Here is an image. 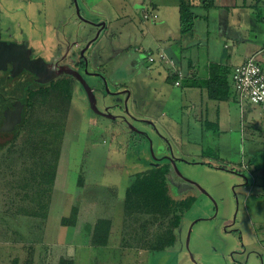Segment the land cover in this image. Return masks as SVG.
I'll return each mask as SVG.
<instances>
[{
	"label": "rangeland",
	"instance_id": "rangeland-1",
	"mask_svg": "<svg viewBox=\"0 0 264 264\" xmlns=\"http://www.w3.org/2000/svg\"><path fill=\"white\" fill-rule=\"evenodd\" d=\"M165 1L172 6V0ZM153 7L150 0H0V34L23 37L31 27L38 37L57 27L69 41L93 39L85 50L87 69L100 71L110 91L127 86L133 92L129 99L126 93L112 98L105 88L99 92L95 76L87 75L97 85L93 108L83 104L81 92L57 81L56 99L33 100L14 132L0 128V249L11 253L13 264L20 258L21 264L28 258L27 264H56L60 257L73 264H264V240L254 236L256 225L244 206L246 194L254 197L264 183L259 167L264 165V111L248 102L241 116L235 104L232 137L223 131L226 127L201 137L199 124L190 121L199 118L200 104L183 107L189 103L173 74L168 78L164 67L148 71L144 60L142 71L132 76L130 58L140 54L141 62L148 44L152 52L159 50L153 37L176 25L157 27L161 17ZM155 11L158 18L143 17ZM101 22L105 27L94 39ZM54 47L56 54L68 48ZM69 48L77 60L83 47ZM260 65L264 68V60ZM117 114L126 117L124 125ZM242 131L252 135L243 153L247 162L253 158L252 172L244 170L246 163L240 166ZM163 152L172 157L173 170L165 179L171 195L193 200L183 210L177 242L160 249L170 219L142 210L137 197L141 206H128L125 197L137 175L165 164L167 157L156 158ZM55 160L54 182L40 180L39 165ZM36 195L44 207L35 203ZM100 218L109 220L105 245L91 241Z\"/></svg>",
	"mask_w": 264,
	"mask_h": 264
},
{
	"label": "crops",
	"instance_id": "crops-1",
	"mask_svg": "<svg viewBox=\"0 0 264 264\" xmlns=\"http://www.w3.org/2000/svg\"><path fill=\"white\" fill-rule=\"evenodd\" d=\"M150 2L154 6L153 8L157 12L159 11L158 14L161 17L157 27L164 25L168 29V26L172 22L173 24L174 22L176 23L173 29L171 28V31L167 30V33L164 35L154 36L153 40L159 42V50H163L168 55L175 57L174 59H176L177 64L184 73L179 85L183 87L182 93L189 105L186 104L183 107H190L192 103L196 104L197 102L200 104L199 118H192L190 121L193 124H199L201 137H207L209 130L218 133L221 129L223 130V127H226V130L223 131L232 137L230 128H233V124L235 123L232 122L234 121L232 108L235 104H238L240 114L243 116L244 112H246L245 104L248 102L242 104L237 102L232 88L231 93L225 99L210 98L208 94L209 89H211L210 80L214 78L226 79L230 86L233 68L243 62L248 56L255 54L258 62L259 60L260 62L264 60V27L261 25H264V0H212V4L209 7L205 5L204 0H191V12L194 14V17L192 18V29L186 33H181L180 31V13L177 0H172V6L165 0L163 3L157 4L154 0H150ZM156 11L155 13H157ZM31 29V27H27L25 35L21 37L20 33L16 41L27 46L30 45V42H34V40L40 42L42 39L41 46H34V48L38 52L39 50L42 51L44 55H49V50L52 51L54 46L65 42L67 39L66 34H63L57 27L48 30L47 35L41 32V36L38 37L33 36L34 32ZM51 39H53V45H50ZM71 41L73 43L76 42L73 46L76 49L79 45L77 37L75 41L72 39ZM81 42L83 43V41ZM145 47L146 50H153L150 44ZM259 55L260 57H258ZM139 58L137 56L130 58L132 62V76L138 75L142 71L143 63L139 61ZM146 67L148 71L150 69L152 72H160L163 69L162 67H164L167 70L168 78L174 74L169 65L161 64V62H147ZM176 79L177 77H174V81ZM123 87L129 90L131 98L133 93L131 89L127 86ZM140 96H142V93ZM144 101L142 99V105ZM144 121L150 122L151 120L147 118ZM151 122H155V120ZM244 125L241 119L240 129H244ZM251 138L252 135L246 134L244 131L240 132L242 143L240 166L242 167V164L246 163L247 169H242L252 172L255 170L252 167L253 158L249 157V161L247 162L246 157H243V153H245L244 142ZM162 155L164 158L168 154L163 152ZM165 160L166 162L164 163L168 165V171L165 174L166 179L167 173L169 174L173 169L172 161ZM259 167L262 168L264 177V165L262 164ZM248 182L249 179L245 176V183L248 184ZM166 187L167 193L172 199L175 201L184 199L172 196L167 182ZM256 187H259V184ZM258 190L259 192H253L254 197L251 194L249 196L246 194L244 206L250 223L256 225L253 231L254 236L257 237L259 235L264 240V183ZM163 218L170 219L168 215ZM2 251L3 249H0V264H13L11 253H8L6 249H4V252Z\"/></svg>",
	"mask_w": 264,
	"mask_h": 264
},
{
	"label": "trees",
	"instance_id": "trees-1",
	"mask_svg": "<svg viewBox=\"0 0 264 264\" xmlns=\"http://www.w3.org/2000/svg\"><path fill=\"white\" fill-rule=\"evenodd\" d=\"M190 1L191 0H177L178 6H179V13H180L181 33H186L187 31L192 29V18L194 17V14L191 12V2ZM204 2L207 7L211 6L212 4V0H204ZM98 25L101 26V24H98ZM104 27L105 25L102 28ZM161 51L164 52L163 50H158L156 52L145 50V54H144L145 56L144 57L142 56V58H144L147 62H149L147 58L149 54L157 53ZM135 55L141 58L140 54L137 55L135 53ZM250 56L255 57V54H252ZM154 62H160V61H154ZM154 62H149V63H154ZM173 75L174 77H177L176 74H173ZM58 81L59 83L64 82L66 89L68 88L70 90H73V87H72L73 78L69 76L68 74L64 77H61V79H59ZM210 82H211V89H209V92H208L210 98L225 99L231 93L232 82L230 83V86H229V82L226 79L214 78L213 80H210ZM59 83L55 81V83H53L51 87L55 90ZM48 92L50 91H45L43 93L44 97H46L49 94ZM53 96L56 97V93ZM47 99L48 98H45V100ZM56 164H57V160H55L52 164H47V163L40 164L39 165L40 174L38 175V177H40V180H42L43 178L44 180H47L49 184L50 183L52 184L55 180ZM48 169H50V171H47ZM167 171H168V165L162 164V166L152 168L151 170L146 171L145 173H141L137 175L134 182H132L127 187L126 197H125V200L127 201L128 206L132 205L133 202L135 203L136 200H134V198L137 197L142 203V206L137 205L135 203L137 207L141 206L142 210L148 209L152 212H155L156 216H159V217H164L166 215L170 217L171 219L170 228L167 230L166 235L163 237V240L157 246L160 249L174 245L177 242L178 240V230L177 229L180 226V219L182 217L183 210L186 209L193 200L191 197H189L186 199H182L180 201H175L168 195L166 182H165V174ZM48 193L46 190L44 191V195L46 196V198H47ZM33 200H35V203H38L39 208H42L45 206V204L40 203L41 201L40 196L36 195V199L34 197ZM33 213L34 212H31L30 214L33 215ZM107 221L109 220L100 218L95 222L93 226V232H92V238H91L92 243L96 245H105L107 243L108 232H109V226L107 225ZM63 224H66V223H63ZM104 224H106L105 228H103ZM28 260H30V258H28ZM56 264H73V263L71 260L67 259L66 257H60L57 260Z\"/></svg>",
	"mask_w": 264,
	"mask_h": 264
},
{
	"label": "flooded vegetation",
	"instance_id": "flooded-vegetation-1",
	"mask_svg": "<svg viewBox=\"0 0 264 264\" xmlns=\"http://www.w3.org/2000/svg\"><path fill=\"white\" fill-rule=\"evenodd\" d=\"M96 25L98 26V29H99L100 26L98 24H96ZM99 32H100V30H99ZM17 39H18L17 37L8 35L6 32H4L3 34H0V41L17 42L16 41ZM88 40L89 39H87L85 42L87 43ZM85 42L84 43L78 42L79 45L76 47V49L79 51L80 49H82V47L84 48L86 45ZM75 43H73V41H69L68 39H66L65 42L61 43L62 45L68 46V48H66V50H64V51H66V53L56 54V52L54 51V48H56V47H54L52 49V51L49 50V55L47 54L48 56L44 55V54H40L37 51V49L33 48L31 45L26 46V45L22 44L21 46H17L18 50H19V48H21L22 50L21 51L19 50L21 52V55L19 54V52L17 50V54L15 53V57H13L15 62L17 60L19 62V63H17V65H15L14 72L11 71L12 64L10 62H8L6 64V67L3 71V73H0V128L11 129L12 132H14L16 130V128L19 125H21V122H22V120H24V117H26L25 114H27V110L31 107L30 103L33 100L37 99V100L45 103V98L51 99V101L56 99V97L53 96L56 93V91L51 87V85L53 83H55V81H58L59 79H61V77H63V75H67L66 73H61L60 75L58 74L56 77H54L52 79L41 81L38 76H36L35 74L30 72L29 70L24 69L22 67V63H23V59H24L22 54L24 52L28 55L29 58H32L33 61L35 60L36 56L42 57L43 61H45L46 63H49L51 69H52V67H55L54 66L55 63H59L60 65H69L71 67H74L75 69L79 70L85 78L88 77L87 75L95 76L96 81L99 83V84H97L99 87V92L102 93L104 91V87H103L104 82H103L102 73L96 69H87L88 63H87V58L85 56V50L87 48L82 49L84 51L81 54V56L78 57L77 60L72 59L73 58L72 57L73 51L69 47L71 46V44H73V46H74ZM0 57H2V56L0 55ZM144 60L145 59L143 58V60L141 62L143 63ZM36 65L38 67H43V65H41L40 62H37ZM39 69L41 70V68H39ZM91 71L94 73L89 74V72H91ZM43 75L45 76V74H43ZM69 76H71V75H69ZM87 82L93 86L92 78L87 80ZM97 85H95V86H97ZM95 86H94V88H95ZM72 87H73V89H76L78 93L81 92L80 97L82 98L81 100H82L83 104L84 103H86V105H87V103L89 104L87 92L85 90H83V88H81V86L79 85L77 80L74 78H73ZM122 89L124 90L126 88L122 87ZM114 90H116V89H113V91ZM45 91H50V92H48L49 94L46 97H44V94H43ZM72 92H73V90H72ZM31 93H32V95H31ZM111 96H112V98H114L113 95H111ZM115 96H117V95H115ZM102 98L104 100L102 106H103L104 112L107 113L108 108H109L108 107L109 103H107L105 95L102 94L101 99ZM129 98H130V96H128V99ZM96 101H97V96H96ZM95 105H96V102H95ZM115 119L118 122H120L121 125H124L123 120L126 119V117L123 114H117ZM142 132H143V135L147 134L148 138H150V135L148 133H145V131H142ZM0 137L3 138L2 133H0ZM13 138H14V135L11 138L10 137L7 138L8 140H4V139L3 140L5 141V143H7L8 141L11 142L13 140ZM1 145H4L3 142ZM156 158L159 160L163 157L159 156ZM155 163H153V164H155ZM145 172L146 171H143L141 173H145ZM178 235L180 236L179 231H178Z\"/></svg>",
	"mask_w": 264,
	"mask_h": 264
},
{
	"label": "built area",
	"instance_id": "built-area-1",
	"mask_svg": "<svg viewBox=\"0 0 264 264\" xmlns=\"http://www.w3.org/2000/svg\"><path fill=\"white\" fill-rule=\"evenodd\" d=\"M145 18H157V13L151 15L147 12L143 15ZM149 62L160 61L172 68L177 79L175 85L180 84V79L184 73L177 64L176 59L169 56L166 52L151 53L148 55ZM232 91L237 102L240 104L249 102L258 105L264 111V73L260 63L254 56H250L243 62L233 68L232 73Z\"/></svg>",
	"mask_w": 264,
	"mask_h": 264
},
{
	"label": "water",
	"instance_id": "water-1",
	"mask_svg": "<svg viewBox=\"0 0 264 264\" xmlns=\"http://www.w3.org/2000/svg\"><path fill=\"white\" fill-rule=\"evenodd\" d=\"M77 13H79V12L77 11ZM104 25H105V22H101V26H100L99 30H101ZM99 30L97 31V34L95 35L94 39L98 36ZM92 41H93V39L89 40L83 49H86L91 44ZM19 44L20 43H17V42L0 41V55L2 56V57H0V73H3V71L6 67V64L8 62H10L12 64L11 71L14 72L15 65H17V63H19V62H18V60L15 62L13 57H15V53L17 54V50H18L17 46L22 45V44H20V45ZM19 50L21 51L22 49L19 48ZM19 50H18V52L21 55V52ZM83 51L84 50H81V54L83 53ZM22 55L24 57L22 67L24 69L29 70L30 72H32L36 76H38L41 81L52 79V78L56 77L58 74L60 75L61 73H66L68 75H71L74 79L77 80V82L79 83L81 88H83V90H85L87 92L89 105H92L93 108H97L95 105V102H96L95 88H94V86H91L87 82V80L85 79V77L83 76V74L79 70H77L74 67H71L69 65H60L59 63H55V65H54L55 67H52V69H51L49 63H46L45 61H43V58L40 56H38V57L36 56L35 60L33 61L32 58H29L25 52ZM37 62H40V64L43 65V67H38L36 65ZM39 68H41V70ZM43 74H45V76ZM103 82H104L103 87L105 88V91L109 95L115 96V95H118L121 93H126L127 98H128L129 90H127V89L123 90L122 88L119 89V86H118L116 90L110 91L107 88V84H106V81H104V78H103ZM116 83L117 82L114 81V85L117 86ZM165 157H167L169 161H172L171 156L166 155ZM187 239H189V234L187 236Z\"/></svg>",
	"mask_w": 264,
	"mask_h": 264
}]
</instances>
